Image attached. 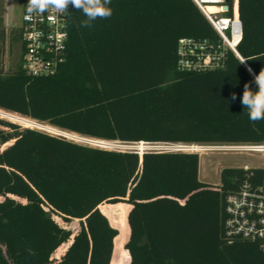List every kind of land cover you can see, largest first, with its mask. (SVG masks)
<instances>
[{"label": "trees", "instance_id": "trees-1", "mask_svg": "<svg viewBox=\"0 0 264 264\" xmlns=\"http://www.w3.org/2000/svg\"><path fill=\"white\" fill-rule=\"evenodd\" d=\"M109 6L111 17L91 28L69 6L58 73L30 75L20 62L0 72V109L108 142H264V120L250 121L240 101L253 76L234 53L221 70H177L180 38L217 37L193 0H111ZM238 12L237 49L258 74L264 0H238ZM198 164V153L188 151L140 153L30 126L0 127V264L53 258L58 264H264V239L229 237L225 227L227 196L261 178L264 167H226L221 184L211 185L198 179ZM124 200L126 207L99 208ZM57 218L76 219L79 228L63 227Z\"/></svg>", "mask_w": 264, "mask_h": 264}, {"label": "built area", "instance_id": "built-area-1", "mask_svg": "<svg viewBox=\"0 0 264 264\" xmlns=\"http://www.w3.org/2000/svg\"><path fill=\"white\" fill-rule=\"evenodd\" d=\"M216 32V39L182 37L177 44V70L181 72H210L226 67L229 54L242 58L237 46L242 39V22L239 18L238 0H193ZM28 0H21L20 24L11 26L12 0H0V17L3 18L4 45L8 43L10 53L12 35H18L22 69L34 76L58 73L66 55L69 39L68 17L59 18L49 13L29 17L26 12ZM9 56V55H8ZM10 69V68H8ZM68 136V135H67ZM71 136V135H69ZM76 137V136H74ZM78 138V137H76ZM80 141L100 147L115 146L120 150L144 152L145 142L138 144L108 142L81 136ZM153 144L151 146L154 149ZM178 150L193 151L196 145L163 144ZM235 150L248 151L264 157V142L226 146ZM111 149H114L111 147ZM168 151V150H164ZM248 169V166H244ZM253 175V173H252ZM226 233L229 237L241 236L248 239H264V174L261 178L244 182L241 187L227 196Z\"/></svg>", "mask_w": 264, "mask_h": 264}, {"label": "rangeland", "instance_id": "rangeland-1", "mask_svg": "<svg viewBox=\"0 0 264 264\" xmlns=\"http://www.w3.org/2000/svg\"><path fill=\"white\" fill-rule=\"evenodd\" d=\"M12 11H11V26L16 27L20 24V18H21V10H22V5H21V0H12ZM12 49H10V53L8 54V43H6V48L5 51H3V45H4V39H0V72H8L10 70L16 69V66L18 62H20L21 59V52H20V47L18 45V41L16 40L15 36H13L12 40ZM9 55V56H8ZM10 68V69H8ZM3 112L2 109H0ZM2 112H0V127L10 130V131H16L20 132L26 127H31V128H37V129H43L46 131H52L51 128L56 129L49 125L48 123H40L34 120H31L32 125H26V124H21L15 121H11L1 115ZM11 113V112H7ZM15 114V113H11ZM18 116V114H15ZM19 117H23L20 116ZM26 118V117H23ZM27 119V118H26ZM29 119V118H28ZM17 120V119H16ZM37 123V124H36ZM40 124V125H39ZM40 126V127H39ZM58 133V132H55ZM68 133V138L73 139L75 141L83 142L80 141L78 135L76 134H71ZM63 134V133H62ZM65 135V134H64ZM71 135V136H69ZM78 138H76V137ZM82 138V137H81ZM202 146V145H199ZM114 148V149H120L115 146H110L108 148ZM203 147H219V146H203ZM220 147H226V146H220ZM134 150H136L134 148ZM156 151H176L178 150L177 148L169 147L167 145L163 144H157L154 146V149ZM183 151H188L192 153H198L199 156V164H198V179L202 182L209 183L211 185H220L221 184V170L226 168V167H264V157L260 154L256 153H250L248 151H242V150H235L233 148H222V149H202L200 151H190L187 149H182ZM129 205L126 200L120 203L116 204H110L107 203L106 201H103L99 203V208L104 209L107 206L111 205H121L126 207ZM114 216V215H113ZM115 218V216H114ZM58 222L66 228H71L77 231L79 228V221L76 219L71 220L70 223H65L63 222L60 218H57ZM111 222V218H109ZM112 223V222H111ZM59 259L53 258L49 264H58Z\"/></svg>", "mask_w": 264, "mask_h": 264}, {"label": "clouds", "instance_id": "clouds-1", "mask_svg": "<svg viewBox=\"0 0 264 264\" xmlns=\"http://www.w3.org/2000/svg\"><path fill=\"white\" fill-rule=\"evenodd\" d=\"M111 0H28L26 12L29 17L49 13L53 17L68 16L69 6L78 12H82L84 19L81 20L82 27L91 28L98 19H108L112 15V8L109 6ZM245 59L240 58V64L245 63ZM248 72L253 76V80L244 84L240 101L244 109L247 110L250 121L257 122L264 120V68L255 74L251 68ZM255 84L253 91L251 84ZM235 92L231 95V100L235 101Z\"/></svg>", "mask_w": 264, "mask_h": 264}, {"label": "bare ground", "instance_id": "bare-ground-1", "mask_svg": "<svg viewBox=\"0 0 264 264\" xmlns=\"http://www.w3.org/2000/svg\"><path fill=\"white\" fill-rule=\"evenodd\" d=\"M0 112H2L1 113V115L3 116V117H7V118H9V119H13V120H15V121H18V122H20V123H22V124H26V125H29V124H31L32 125V123H34V122H32L30 119H26V118H23V117H19V115L17 116V115H15V114H11V113H7V112H3V111H1L0 110ZM17 119V120H16ZM37 124V123H36ZM40 125V124H39ZM40 127V126H39ZM52 129V131H55V132H58V133H63V134H65V135H68V133L66 132V131H62V130H59V129H53V128H51ZM197 147L195 148V149H193V150H195V151H200V150H202V149H222V148H231V147H203V146H199V145H196Z\"/></svg>", "mask_w": 264, "mask_h": 264}, {"label": "water", "instance_id": "water-1", "mask_svg": "<svg viewBox=\"0 0 264 264\" xmlns=\"http://www.w3.org/2000/svg\"><path fill=\"white\" fill-rule=\"evenodd\" d=\"M229 1H230V0H226V3H228ZM244 65L247 67V69L249 68L248 65H247L246 63H244ZM41 130H43V129H41ZM44 131H46V130H44ZM47 132H50V133H53V134H55V135H59V136H63V137L68 138L67 135H64V134H62V133H55V132H51V131H47ZM145 143H146L147 147H149L148 150H152L151 147H153V146H151V145H153V144L148 143V142H145ZM104 148H106V147H104ZM176 151H183V150H176ZM141 153H143V152H141Z\"/></svg>", "mask_w": 264, "mask_h": 264}]
</instances>
